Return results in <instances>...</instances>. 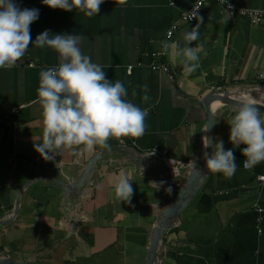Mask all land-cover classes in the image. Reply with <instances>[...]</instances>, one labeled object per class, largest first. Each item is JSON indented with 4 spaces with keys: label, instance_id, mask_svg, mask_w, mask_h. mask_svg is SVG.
Returning a JSON list of instances; mask_svg holds the SVG:
<instances>
[{
    "label": "crops",
    "instance_id": "0c3cea01",
    "mask_svg": "<svg viewBox=\"0 0 264 264\" xmlns=\"http://www.w3.org/2000/svg\"><path fill=\"white\" fill-rule=\"evenodd\" d=\"M195 1L105 0L100 13L88 17L50 9L42 0H17L22 8L40 9L33 41L46 29L83 32V53L113 82L123 81L126 99L149 114L140 137L110 138L107 148L94 152L74 146L45 161L34 150L43 131L37 89L41 71L60 58L33 43L14 67L0 70V257L25 264H146L155 215L170 199L152 182L167 174L182 181L200 145L203 99L221 88L264 87V22L251 25L219 0H209L198 14L204 22L193 45L204 48L195 72L187 74L162 51L166 32ZM222 1L264 11V0ZM193 26L180 24L170 41L184 46L183 33ZM158 52L163 56L154 61L151 54ZM154 62L166 65L175 81L152 70ZM233 115L229 107L215 113L214 137L226 149L233 147ZM243 147L235 149L236 174L208 173L177 226L165 233L162 264H264V181L257 179L264 177V163L245 168ZM120 173L133 181L130 202L115 195Z\"/></svg>",
    "mask_w": 264,
    "mask_h": 264
},
{
    "label": "clouds",
    "instance_id": "9594fccd",
    "mask_svg": "<svg viewBox=\"0 0 264 264\" xmlns=\"http://www.w3.org/2000/svg\"><path fill=\"white\" fill-rule=\"evenodd\" d=\"M105 0H42L50 9L73 12L79 10L86 16L98 15ZM39 8L20 7L17 0H0V68L14 67L25 55L29 46L50 47L59 56L58 65L46 68L40 73L37 89L42 105V138L34 143V150L45 161H53L54 156L74 146L80 152H94L97 148H107L110 138L140 137L147 125L148 110L126 99L127 86L123 81H112L100 65L81 50V42L86 39L81 33H52L44 30L33 41L31 25L39 19ZM195 26L183 33L186 41L181 46L178 41L165 42L162 51L173 60H178L187 74L200 67L203 44H195L200 39V28L204 22L197 13ZM206 54V53H205ZM147 88V86H145ZM145 102L150 96L145 93ZM261 106V105H259ZM264 107V106H261ZM215 123L212 120V124ZM229 142L225 148L223 139L204 137V169L212 174L232 177L237 171L235 149L241 148L243 166L252 169L264 163V113L255 99L241 102L234 109L230 122ZM211 126L207 123L204 131ZM153 154V153H152ZM195 163V162H194ZM172 164V162H171ZM180 164L184 163L180 161ZM180 174V169H175ZM133 181L126 173H120L114 184L115 195L121 201L130 202L134 188ZM167 181L152 182L159 188ZM167 191L172 192L171 186Z\"/></svg>",
    "mask_w": 264,
    "mask_h": 264
},
{
    "label": "water",
    "instance_id": "95a60500",
    "mask_svg": "<svg viewBox=\"0 0 264 264\" xmlns=\"http://www.w3.org/2000/svg\"><path fill=\"white\" fill-rule=\"evenodd\" d=\"M253 98L258 104V107H260V111L264 113V107H261L264 106V87L262 86L241 87L236 89L221 88L212 90L202 101V106L206 113V120L203 129L207 123L211 126L212 120L215 122V113L220 108L229 107L235 109V107L241 102H245ZM214 124L215 123L212 124L209 131L202 130L200 145L192 161L188 164L182 181L178 182L172 177V175H166L165 181H167V183L162 186V189L170 195V199L155 215L147 244L146 264L163 263L162 248L165 233L177 226L180 220V214L192 202L207 179L209 172H207L203 167L205 160L204 153L205 151L211 152L212 149L205 148L204 137H214ZM92 185L93 183H91L90 186ZM169 186L172 188L171 193L167 191ZM0 264L25 263L14 261L7 257H0Z\"/></svg>",
    "mask_w": 264,
    "mask_h": 264
},
{
    "label": "built area",
    "instance_id": "2783aa9c",
    "mask_svg": "<svg viewBox=\"0 0 264 264\" xmlns=\"http://www.w3.org/2000/svg\"><path fill=\"white\" fill-rule=\"evenodd\" d=\"M208 1L209 0H196L187 12H184L180 15L179 21L170 26V28L165 34V40L170 41L173 38L174 34L179 30L180 24L195 25L197 23V20L192 19V16L195 14V12L197 13L198 16L204 4ZM218 2L220 5H223L224 8L227 11H229L231 15H236L239 18L246 19L251 25H259L264 22V11L237 8L233 4L224 2L222 0H219ZM151 56L154 59V61H157L163 56V52L153 53L151 54ZM29 65L32 66L31 63ZM2 69H7V68H0V70ZM151 69L162 73H166L169 75V80L171 82L175 81L173 73H171L170 69L166 65L154 62L151 65ZM127 72L128 73L131 72V67H128ZM19 110L20 108H16L12 112L17 113ZM120 143H123V141H120ZM257 179L260 182L264 181V177H258ZM258 211L261 212L262 210L258 209Z\"/></svg>",
    "mask_w": 264,
    "mask_h": 264
}]
</instances>
